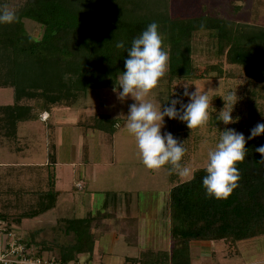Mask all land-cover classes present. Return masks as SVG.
Returning <instances> with one entry per match:
<instances>
[{
    "label": "trees",
    "instance_id": "1",
    "mask_svg": "<svg viewBox=\"0 0 264 264\" xmlns=\"http://www.w3.org/2000/svg\"><path fill=\"white\" fill-rule=\"evenodd\" d=\"M6 3L0 0V7ZM15 13L14 23L0 25V88L14 91L13 104L0 106V137L8 140H16L21 123L36 120L44 111L73 108L90 90L114 86L125 70L127 57L125 49H117L115 43L122 40L130 48L132 40L152 22L158 24L162 48L169 55L171 79L202 77L192 51L195 35L206 32L216 44L217 55L225 57L229 65L241 67L244 75L264 90V27L203 15L176 17L171 13V0H25ZM24 20L43 27L40 39L28 33ZM254 116L236 131L247 138L250 129L264 123V114ZM89 120L79 125L110 139L122 122L107 114ZM261 145L264 135L247 140L246 158L237 165L238 187L226 199L206 195L202 185L206 168L173 186L169 195L172 249L143 251L131 260L139 264H192L189 248L194 241L237 243L264 236V161L255 151ZM50 147V163L55 165V146ZM51 170L48 189L39 192L37 201L19 214L16 222L36 218L56 206L60 191ZM108 205L105 199L101 208ZM103 210L80 219H61L64 234L73 233L75 242L59 246L41 238L36 245L25 240L21 232L24 242L37 256L48 251L49 258L55 257L62 264H78L81 256L94 254L92 227L108 216L101 213ZM56 249L58 257L53 254Z\"/></svg>",
    "mask_w": 264,
    "mask_h": 264
},
{
    "label": "rangeland",
    "instance_id": "2",
    "mask_svg": "<svg viewBox=\"0 0 264 264\" xmlns=\"http://www.w3.org/2000/svg\"><path fill=\"white\" fill-rule=\"evenodd\" d=\"M5 1H7L6 7L13 11L18 10L25 2V0ZM171 13L180 18L203 15L239 24L264 27V0H171ZM24 22L30 35L36 39L42 37V26L32 23L31 20H24ZM192 58L201 78L171 79L168 73V60L165 75L145 97V101L152 102L157 110H160L161 106L163 110V107L169 103V99L182 98L185 103L188 102L187 97L182 95L184 86H188L190 92L196 89L202 94H207L210 102L209 119L205 125L190 130L184 122L177 119L174 125L173 119L165 117L161 129L162 133L170 132L179 141H183L186 151L181 163L191 170V178L195 171L206 168L207 153L215 149L221 135L220 131L226 127L236 130L237 126L247 123L254 115H260V118L264 114V90L261 84L251 82L244 75L241 67L229 65L225 57L218 56L216 44L208 33L200 32L195 35ZM211 67L216 70L208 72ZM113 87L90 90L70 110L73 117L72 124H75V119L80 117L82 121L89 122L91 117L99 114L122 119L113 139L102 132L80 128L82 126L77 127L76 132L67 128L66 138L71 136L72 144H77L79 138V143L86 146L90 164L74 163V167L65 165L67 163L65 160L69 156L64 155L63 163L58 167L60 174L64 173L60 176V181L64 185L65 182L77 181L80 169L84 172L88 167L89 174L85 179L88 185L87 190L71 195L62 193L57 208L36 219L26 220L24 227L42 229L44 231L42 239L51 245L55 242H58L59 246L75 242L73 233L64 234L66 228L61 219H80L93 215L103 210L101 205L106 199L109 205L101 213L103 215L107 213L108 216H104L92 227L96 240L102 241V248L108 249V246L116 241L117 251L137 253V256L143 250L170 251L174 244L171 235L170 191L173 186L191 178L171 173L170 165L152 170L142 164L136 140L125 127L128 106L134 101L130 97L123 102L118 100ZM229 92L237 95L238 101L231 115L234 119L237 117L239 119L236 123L225 126L216 117L224 107L221 97L227 96ZM13 102V89L0 88V106ZM39 140L41 141L33 144V149L37 148L41 151L39 160H42L44 141L40 138ZM24 144L22 141L19 145ZM16 158V155H12V158L8 160ZM63 168L66 171H63ZM78 187H83V183H79ZM125 205L129 206V213L138 218L131 225L121 220L127 209ZM18 215L14 219L9 218L10 226L16 224ZM25 236V240H33L38 245L40 239H34L28 234ZM126 237H131L134 241L131 248L123 240ZM218 243V246L216 242H205L202 246L200 242L191 243L189 249L192 262L195 264H264V236L237 243L225 241ZM46 254L49 252L44 251V256ZM53 254L58 257L59 250L56 249Z\"/></svg>",
    "mask_w": 264,
    "mask_h": 264
},
{
    "label": "clouds",
    "instance_id": "3",
    "mask_svg": "<svg viewBox=\"0 0 264 264\" xmlns=\"http://www.w3.org/2000/svg\"><path fill=\"white\" fill-rule=\"evenodd\" d=\"M15 20V11L6 6L0 7V25L12 24ZM158 27L156 22L150 23L132 40L130 48H126L122 40L115 43L117 49H125L127 57L124 59L125 70L115 80L113 91L122 102L129 97L134 101L128 106L125 127L136 140L142 164L152 170L170 165L171 173L191 178V170L181 163L186 151L183 141L170 132L162 133L161 129L165 117L184 122L190 130L205 125L209 119L210 102L206 93L202 94L196 89L190 92L188 86H184L182 94L187 97V103L182 98L169 99L163 110L162 106L157 110L152 102L145 101L167 68L168 54L162 48ZM221 98L224 107L216 119L225 126L236 123L239 117L234 119L231 115L238 101L236 93L229 92ZM220 132L215 149L207 153L206 175L202 179L206 195L217 200L228 198L238 187L240 176L237 165L246 158V142L264 135V123H257L250 129L247 138L243 133L227 127ZM255 151L264 161V145Z\"/></svg>",
    "mask_w": 264,
    "mask_h": 264
},
{
    "label": "crops",
    "instance_id": "4",
    "mask_svg": "<svg viewBox=\"0 0 264 264\" xmlns=\"http://www.w3.org/2000/svg\"><path fill=\"white\" fill-rule=\"evenodd\" d=\"M73 108L55 107L51 111H44L49 114V118L46 121L41 118V113L36 120L21 123L16 140L0 137V214L6 223L10 221V217L14 219L17 214H22L33 205L37 201L39 192L48 189L50 173H52L51 169H54L56 188L60 191L57 204L52 210L59 206L62 193L71 195L72 193L87 190L88 185L85 179H87L89 174L88 167H86L84 172H81L82 170L80 169L77 181L65 182V185L60 181V176H63L64 173L60 174L58 171V167L63 163L62 158L64 155L69 156L65 160L67 162L65 165L74 167V163L78 165L90 164L85 150L86 146L79 143V138L77 144H72L73 139H71V136L66 138L67 128L76 132V128L80 127L79 124L82 122V117H80L75 119V124H72L73 117L70 110ZM66 125L70 126L66 127ZM39 138L44 141V156H42V160H39L41 151L37 148L33 149V144L41 141ZM22 141L25 143L23 146L19 145ZM51 144L55 146V165L50 163L49 158ZM12 155H16L17 158L8 160L12 158ZM63 171L66 170L63 168ZM79 183H83V187L79 188ZM125 206L127 209L125 216L121 220L131 225L138 218L134 214L129 213L128 205ZM33 219L24 218L21 223L15 221L16 224H13V226L22 230L20 232L23 234L31 235L34 239H41L44 233L42 229L24 227L26 220ZM123 240L128 244L129 248L134 245L131 237H126ZM195 242L199 241L192 243ZM96 243L92 257L81 256L78 264H139L131 259L139 258L141 253L145 251H140L137 256V253L117 251L118 244L116 241L108 246V249L107 247L102 248L101 240H96ZM203 243L205 242H200L201 246ZM216 244L218 246L219 243L216 242ZM192 264L195 263L192 262Z\"/></svg>",
    "mask_w": 264,
    "mask_h": 264
},
{
    "label": "built area",
    "instance_id": "5",
    "mask_svg": "<svg viewBox=\"0 0 264 264\" xmlns=\"http://www.w3.org/2000/svg\"><path fill=\"white\" fill-rule=\"evenodd\" d=\"M41 118L46 121L49 118L47 112L42 113ZM0 264H62L55 257L49 258L44 253L40 256L35 254L29 247L21 232L6 223L0 214Z\"/></svg>",
    "mask_w": 264,
    "mask_h": 264
}]
</instances>
